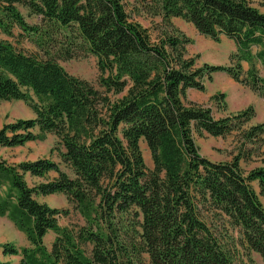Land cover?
<instances>
[{"label": "trees", "instance_id": "16d2710c", "mask_svg": "<svg viewBox=\"0 0 264 264\" xmlns=\"http://www.w3.org/2000/svg\"><path fill=\"white\" fill-rule=\"evenodd\" d=\"M153 1L169 23L180 17L214 41L232 39L237 50L231 64L197 66L186 55L192 40L182 32L153 41L122 0H0V101L24 100L34 112L0 128V147L53 133L70 171L51 158L9 163L0 157V215L29 241L24 247L6 242L0 249L20 256V264H235L225 241L235 242L230 233L236 231L246 254L257 252L264 263V205L250 184L258 181L264 196V166L246 176L240 167V158L251 156L245 146L264 144V122L246 126L252 105L216 118L210 107L186 101L187 90H204L205 78L216 71L264 97V76L256 67L264 66V13L247 0ZM19 4L42 23H27ZM14 27L41 55L1 37L12 36ZM83 51L97 56L105 92L58 62ZM243 61L250 63L246 71ZM225 97L219 92L212 99L226 109ZM234 132L240 151L231 161L201 155L196 134ZM51 172L52 179L27 181ZM55 193L66 196L84 225L60 226L70 208L37 199ZM49 231L55 233L50 248L44 241Z\"/></svg>", "mask_w": 264, "mask_h": 264}, {"label": "rangeland", "instance_id": "374dc122", "mask_svg": "<svg viewBox=\"0 0 264 264\" xmlns=\"http://www.w3.org/2000/svg\"><path fill=\"white\" fill-rule=\"evenodd\" d=\"M247 1L264 13V0ZM122 2L124 3L130 18L147 28L153 41H158L166 33L176 34L177 32H182L192 40L186 44V55L188 57H194L197 66H202L204 63L226 66L231 64L230 57L237 50V46L232 39L223 36L220 41H214L210 37L198 32L192 23L180 17H171L169 23L168 21L163 20L162 16L158 12L157 4L153 0H122ZM18 9L24 16L27 23L31 25H39L42 23L40 17L33 13L27 6L19 4ZM175 29H178L179 31H176ZM1 37L11 41L18 49L27 53L41 55L42 50H40V47L36 46L30 38L27 37V35H23L22 30L18 27L13 28L12 36L1 35ZM257 50V47H253V52H256ZM53 52L56 54L57 50L54 49ZM42 54L45 56L44 53ZM58 62L69 74L85 79L98 90L105 92L104 87H102L99 82L103 73L99 69L98 58L94 54L83 51L76 54V56L72 58H58ZM242 64L244 71L249 69V62L243 61ZM256 67L258 68V72L261 75H264V68L260 65V63L257 62ZM204 85V90H198L195 88L188 89L186 101H194L204 106H208L212 109L214 117L220 118L236 113L229 111V104L232 101H229V98L231 96L235 97L237 94L243 95L245 93L244 96H241V103L246 104L248 101H252L241 110L250 105L254 108V115L246 126H249L258 120L262 121L264 119V97L260 96L248 85L236 81L227 72L216 71L212 73V79L205 78ZM219 92H223L226 95V109H223L221 102H218L216 99H212L213 96ZM32 116H34L33 109L31 105L24 100L0 101V128L6 122H12L18 118H29ZM195 141L199 147L201 155L213 162H229L240 151V142L238 141L237 132L225 137H216L206 133L203 135L196 134ZM140 146L147 167L152 169L153 162L151 154L143 140L141 141ZM255 146L258 147L255 148L254 145L250 143L245 146L246 150H250L251 156H242L240 158V167L245 176L252 169L264 166V144H261L260 146L259 143ZM61 149L62 147L57 136L53 133H47L43 138L29 141L23 146L0 147V157L9 163H18L23 160H35L44 157L51 158L59 163L63 170L70 173L69 169L62 162L59 156V151ZM244 152L246 153V151ZM55 175L56 173L51 172L47 178H32L28 176L27 181L30 185H33L46 179H52ZM250 184L258 193L259 198L264 205V196L259 193L258 181H252ZM37 199L39 202L47 203L51 207L70 208L71 211L68 215H62L60 217V226L71 228L85 224L84 219L77 211L72 209V206L68 203L64 194L55 193L46 196L39 195L37 196ZM230 234L235 239V242L228 239V241H225V244L234 253L235 264H264L259 253L250 251L249 254H246L247 250L239 243L240 234L238 231L231 232ZM54 238L55 233L53 231H49L45 236L44 241L48 248H50ZM6 242H11L17 247L29 245L26 233L21 230L7 215H0V244ZM0 259L2 261H7L10 264H20V256L4 255L2 253V249H0Z\"/></svg>", "mask_w": 264, "mask_h": 264}, {"label": "crops", "instance_id": "0c3cea01", "mask_svg": "<svg viewBox=\"0 0 264 264\" xmlns=\"http://www.w3.org/2000/svg\"><path fill=\"white\" fill-rule=\"evenodd\" d=\"M258 63H260V62H258ZM260 65L264 68V66L261 63H260ZM262 76H264V75H262ZM237 88H239V87H237ZM244 95H245V93L243 95L237 94L235 97L231 96L229 98V101L232 100L231 103L229 104V107H230L229 111L237 112V111L241 110L242 108H244L248 103H251L252 100L248 101L246 104H242L241 103V101H240L241 96H244ZM260 122H264V119L262 121L258 120V121L254 122L252 124H256V123H260ZM19 263H20V261H19Z\"/></svg>", "mask_w": 264, "mask_h": 264}]
</instances>
